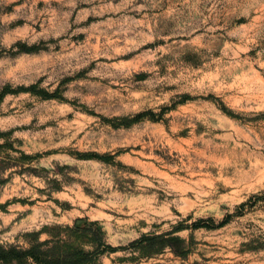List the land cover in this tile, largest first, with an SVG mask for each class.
Masks as SVG:
<instances>
[{
    "label": "rangeland",
    "instance_id": "1",
    "mask_svg": "<svg viewBox=\"0 0 264 264\" xmlns=\"http://www.w3.org/2000/svg\"><path fill=\"white\" fill-rule=\"evenodd\" d=\"M73 258L264 264V0H0V264Z\"/></svg>",
    "mask_w": 264,
    "mask_h": 264
},
{
    "label": "trees",
    "instance_id": "2",
    "mask_svg": "<svg viewBox=\"0 0 264 264\" xmlns=\"http://www.w3.org/2000/svg\"><path fill=\"white\" fill-rule=\"evenodd\" d=\"M113 249V248H112ZM3 254H4V261H9V260H13L16 257H32L36 259V256H34V249H27V250H20V249H16V248H9V249H1ZM77 258H73L72 261L75 262H71L72 264L77 263V260H74ZM59 261V260H58ZM58 263H63L65 264L66 261L64 260L63 262H58Z\"/></svg>",
    "mask_w": 264,
    "mask_h": 264
}]
</instances>
